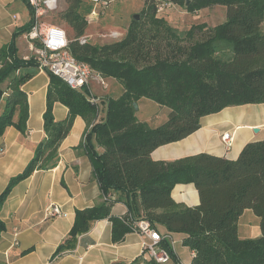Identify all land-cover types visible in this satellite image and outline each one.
<instances>
[{"label": "trees", "instance_id": "16d2710c", "mask_svg": "<svg viewBox=\"0 0 264 264\" xmlns=\"http://www.w3.org/2000/svg\"><path fill=\"white\" fill-rule=\"evenodd\" d=\"M63 1L65 8L57 18L72 34L71 55L102 80H115L122 93L104 100V116L99 117L86 88L74 91L47 72L45 136L24 170L0 193V210L18 182L35 170L55 167L58 147L80 116L86 123L81 146L101 195L119 192L129 215L111 216L107 198L77 209L58 250L69 249L91 223L103 219L111 222L112 241L119 243L132 232L130 218L140 217L157 231L163 227L167 233L183 234L182 245L194 254L191 264H264V140L247 143L232 161L207 153L173 161L151 158L154 149L197 131L204 116L264 103V0H145L140 18L131 20L124 36L102 45L78 41L85 35L92 5L86 0ZM169 6L189 13L223 7L225 19L213 27L193 24L180 33L157 16L159 8ZM27 7L31 19L22 27L25 33L33 24V11ZM0 53L6 59L0 66L1 138L7 127L20 133L27 129V96L21 87L33 75L26 69L37 64L17 58L13 41ZM141 100L157 105L166 120L157 126L140 120L136 113ZM55 102L68 109L67 117L58 122L53 117ZM176 184H193L199 204L176 203L171 197ZM245 209L260 220L258 238L238 237L237 221ZM3 230L0 220V233ZM161 246L173 264H179L169 242L163 239ZM129 264L156 263L137 258Z\"/></svg>", "mask_w": 264, "mask_h": 264}, {"label": "crops", "instance_id": "0c3cea01", "mask_svg": "<svg viewBox=\"0 0 264 264\" xmlns=\"http://www.w3.org/2000/svg\"><path fill=\"white\" fill-rule=\"evenodd\" d=\"M18 1L24 3L27 13H24ZM10 6H18L20 11H13L9 16L7 7ZM30 19L24 0H0V52L13 41L15 56L27 59L31 51L30 44L25 37L26 33L21 30ZM4 60L5 57L0 53V66ZM26 70L33 74L21 87L27 96V129L25 133H20L10 126L0 138V193L12 177L24 170L35 147L45 136L43 113L46 109L49 76L47 72L38 71L37 68L28 67ZM103 82L104 85L91 79L86 87V97L97 100L96 104L102 112V115L99 112V117L104 116V100L119 97L122 93L115 80L104 78ZM258 105L260 110L255 113L260 119L255 123L243 121L245 110L241 106L225 108L216 114L202 117L200 128L184 139L154 149L151 158L154 161H173L207 153L236 160L247 143L264 140V103ZM67 115V107L55 102L54 120L61 121ZM136 116L142 121H152L151 126H157L166 120L163 112L159 114L157 108H152L145 100L138 102ZM253 128H258V132H253ZM85 131V120L76 116L69 133L58 147L55 167L35 170L12 188L0 210V220L4 224V230L0 233V264H129L141 258L143 239L130 232L125 234L121 242L114 243L111 238V222L107 219L91 223L85 233L76 237L69 249L58 250L68 237L75 210L93 207L104 200L93 176L91 162L81 146ZM225 132L234 135L229 149L221 140V135ZM96 149L99 150L97 146ZM171 197L176 203L185 206L199 204V196L193 184H176ZM106 198L112 202L111 216L129 215L124 198L119 192L108 193ZM51 204H58L67 216L47 218L45 210ZM259 221L250 209H245L237 221L238 237L258 238L261 235ZM158 231L161 235H167L177 262L191 264L194 254L182 245L185 236L167 233L163 227H158ZM167 264L173 262L170 260Z\"/></svg>", "mask_w": 264, "mask_h": 264}, {"label": "built area", "instance_id": "2783aa9c", "mask_svg": "<svg viewBox=\"0 0 264 264\" xmlns=\"http://www.w3.org/2000/svg\"><path fill=\"white\" fill-rule=\"evenodd\" d=\"M33 11V24L26 33V39L29 41L30 50H33V44L38 43L34 51V60L38 71L49 72L59 78L67 87L74 91H82L86 88L91 79H95L104 85L103 80L95 74L88 64L77 61L68 49L69 40L65 30L62 28L45 24L43 18L57 9L60 0H24ZM92 5V9L86 16L87 23L97 19L104 14L105 9L116 0H86ZM163 8H159L162 11ZM112 35H117L113 33ZM79 43L87 42L85 36L79 38ZM91 102L97 103V100L91 98ZM224 146L231 148L234 135L225 132L221 135ZM2 148L0 147V155ZM106 198H104L105 200ZM47 218L66 217L67 214L62 211L58 204H51L45 210ZM131 219V218H130ZM132 232L138 234L143 240L141 244V258L143 260H152L156 264H167L170 262V255L166 249L161 246L163 239L167 240V235H161L145 219H131Z\"/></svg>", "mask_w": 264, "mask_h": 264}, {"label": "rangeland", "instance_id": "374dc122", "mask_svg": "<svg viewBox=\"0 0 264 264\" xmlns=\"http://www.w3.org/2000/svg\"><path fill=\"white\" fill-rule=\"evenodd\" d=\"M144 1L145 0H116L111 3L105 9L104 14L88 23L84 35L87 38V42L94 45H102L121 39L133 19V16L137 15L138 19L140 18V14L144 8ZM165 1L167 0H162L161 2ZM18 3L20 4L19 6L23 8L24 13H27L24 3H22V1H18ZM64 8L65 3L63 0H60L57 9L44 17L43 22L45 24H51L62 28L67 33L68 39H71L72 34L70 30L57 18V14ZM7 10L8 15L11 16L13 11H20V8L18 9V6H10L7 7ZM157 16L165 19L166 22L178 30V32L183 33L196 23L199 24L205 22L209 27L222 23L225 19V9L223 7H214L198 11L197 13H189L183 7L169 6L160 11ZM113 33L117 35H112ZM37 46L38 43L35 42L33 44V50L30 51L25 60H34V51L37 49ZM6 85L7 84H3L2 87L5 88ZM149 105L152 108L157 107V105L151 101ZM241 108L245 110V117L243 120L245 123H255L259 121L260 117L256 116L255 113L260 110L259 105H243ZM100 115H102V112H100Z\"/></svg>", "mask_w": 264, "mask_h": 264}, {"label": "water", "instance_id": "95a60500", "mask_svg": "<svg viewBox=\"0 0 264 264\" xmlns=\"http://www.w3.org/2000/svg\"><path fill=\"white\" fill-rule=\"evenodd\" d=\"M133 19H136L137 20L138 19V16L137 15H134L133 16ZM134 107L136 108V105H134ZM253 132H255V133L258 132V128H253Z\"/></svg>", "mask_w": 264, "mask_h": 264}]
</instances>
